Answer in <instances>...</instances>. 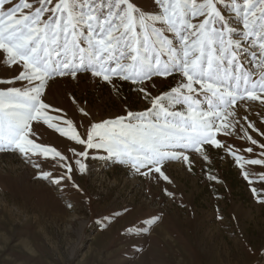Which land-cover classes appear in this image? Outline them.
Returning a JSON list of instances; mask_svg holds the SVG:
<instances>
[{"label": "rangeland", "instance_id": "1", "mask_svg": "<svg viewBox=\"0 0 264 264\" xmlns=\"http://www.w3.org/2000/svg\"><path fill=\"white\" fill-rule=\"evenodd\" d=\"M221 8L239 28L241 21ZM243 59L252 79H259L264 67ZM18 72L0 59V80H12ZM182 79L172 73L134 85L80 72L49 79L43 99L59 109L49 112L62 118L54 123L67 127L63 120H69L86 139L91 123L143 111L151 98ZM13 86L22 82L0 83V90ZM230 119L232 134H217L220 148L180 150L187 162L164 161L167 179L155 171L142 175L103 150L89 149L86 158L75 155L73 150L85 147L34 122L37 135L31 138L66 160L0 152V264H264V103L239 101ZM251 159L262 163H247ZM77 160L85 165L83 172ZM61 164L71 166V173Z\"/></svg>", "mask_w": 264, "mask_h": 264}, {"label": "snow or ice", "instance_id": "2", "mask_svg": "<svg viewBox=\"0 0 264 264\" xmlns=\"http://www.w3.org/2000/svg\"><path fill=\"white\" fill-rule=\"evenodd\" d=\"M145 3L152 8L145 9ZM221 5L241 21L239 28ZM246 44L251 45L247 51ZM243 57L264 67V0H58L54 5L53 0H0V59L19 69L12 80L0 83L22 82L0 90V152L65 161L59 151L31 138L37 135L34 122L42 121L85 147L73 150L75 155L86 158L89 149L103 150L142 175L155 171L167 179L164 161H188L180 150L222 146L217 134H232L230 118L236 117L239 101L264 103V72L252 79ZM80 72L134 85L172 73L183 79L151 98V107L143 111L91 123L85 139L71 121L63 120L67 127L54 123L62 118L49 112L59 109L43 99L49 79L75 78ZM138 90L148 99L145 88ZM248 128L256 130L251 122ZM235 159L239 163L240 157ZM76 164L85 170L79 160ZM60 166L71 173V166Z\"/></svg>", "mask_w": 264, "mask_h": 264}]
</instances>
